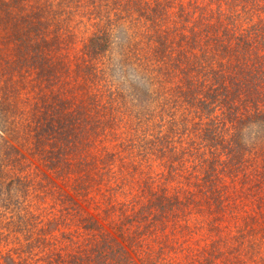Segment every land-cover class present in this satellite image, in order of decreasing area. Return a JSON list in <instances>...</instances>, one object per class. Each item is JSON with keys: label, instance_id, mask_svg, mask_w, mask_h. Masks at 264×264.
Listing matches in <instances>:
<instances>
[{"label": "rangeland", "instance_id": "374dc122", "mask_svg": "<svg viewBox=\"0 0 264 264\" xmlns=\"http://www.w3.org/2000/svg\"><path fill=\"white\" fill-rule=\"evenodd\" d=\"M238 1L235 8L221 0L211 5L214 10L221 2L231 9L228 16L239 13L242 30L264 20V0ZM88 2L0 0V103L9 105L0 108V264H113L115 251L128 252L137 261L146 259V264H264V132L257 134L256 116L252 121L247 116L244 128L239 115L234 124L236 115L229 119L218 105L212 104L216 111L211 106L189 109L181 96L167 109H158L155 102L165 98L155 92V76L140 66L152 51L144 50L138 58L133 51L124 53L116 44L121 35L96 60L102 80L92 87L78 72L96 18V13L86 16L93 11ZM38 7L43 14L37 20L31 13ZM111 13L117 24V9ZM120 14L123 23L131 24L126 13ZM23 15L36 23L30 34L45 30L47 61L58 67L54 74H38L42 70L37 66L45 64L46 69L47 61L35 58L28 27L18 25L17 16ZM254 46L262 58L254 53L241 60L242 51L236 60L233 51L217 56L219 49L210 48L216 70L234 76L237 67L239 81L242 73L254 75L241 80L243 88L257 94V108L251 102L243 107L249 114L261 113L264 107V44ZM259 58L263 66L258 72ZM133 87L142 93L135 94ZM61 103L73 114L79 104L91 105L87 113L93 122L80 132L79 144L64 142L60 159L55 154L47 159L43 149L55 152L56 139L48 137L49 144L40 148L35 135L41 133L50 109ZM143 103L149 119L136 113ZM106 106L121 119L108 134L94 126L96 109L105 111ZM23 115L31 117L29 135L25 125L17 129L25 119L20 126L9 125ZM238 128L246 131L238 137L244 162L234 173L226 149L236 146L232 136ZM8 145L19 147L21 154L8 157ZM163 197L164 208L150 203ZM222 198L219 210L216 200ZM85 217L91 219L88 226L99 231L94 243L83 241L89 235ZM141 236L138 247L134 240Z\"/></svg>", "mask_w": 264, "mask_h": 264}, {"label": "trees", "instance_id": "16d2710c", "mask_svg": "<svg viewBox=\"0 0 264 264\" xmlns=\"http://www.w3.org/2000/svg\"><path fill=\"white\" fill-rule=\"evenodd\" d=\"M211 1L213 0H89L88 5L93 7V11L87 12L86 16L96 13V18L95 16L92 17L95 20L92 25L94 32L84 44L83 53L86 56L83 57L81 62L82 65H79L78 72H83L81 76L85 81L91 82L92 87H98L102 79L95 70V67L97 66L96 60L100 57L99 55L102 53L104 54V52L110 49L109 47L113 45L114 38H118L119 35H121L120 41H117L116 44L119 49L123 48L124 53L133 51L136 58H138L144 50L149 49L152 51L150 58L147 59L146 63L140 64V66L155 76L152 78L156 86L154 87L155 92L156 94L161 93V96L165 98L163 100L160 97V102H155L158 103V105H156L158 109H167L171 102L176 103L180 100L181 96L182 99L188 103L189 109L210 108V106H213L212 104H215L216 106L218 105V109L220 108L222 113L228 115L229 119L231 116L236 115L233 123L237 124L240 119L239 123H243L244 128H247L244 122L245 120L248 124L246 119L247 116L251 121L252 118L256 116L254 121L257 128V134H259V132H264V107L262 108L263 112L255 114H249L246 111V108H243L250 102L257 108L258 99L255 98L257 94L255 91H250L249 88H247L248 90L243 88L242 84H246L241 81L244 77L254 75L250 72L242 73L239 81L236 77L239 73L237 67L235 72L232 73L234 76L225 74L221 70H216L214 65L217 62H214L210 55V48H213L214 50L219 49L216 54L217 56L222 55L223 53L221 52L223 51L229 52V54L233 51L232 55L237 57L236 60L240 59L242 51L244 54H242L243 57L241 60H244L246 57H249L250 54L254 53L256 58L260 57L258 47L254 45L257 44L258 46L259 43L264 44V20L262 18L259 19L258 23L254 25L255 28L242 30V24L239 22L241 15L236 13V15L228 16L227 13L231 9L228 10L223 8V4H221L222 2L229 7L235 8L240 4L238 0H221L220 3L218 2V7L214 10L212 9ZM46 2H48V0H46ZM42 9L43 8L38 7L37 12L31 13L33 14L32 16L37 20L40 19V14H43L41 13L43 11ZM114 9H117L119 13L116 16L117 24L114 23V17L111 16V11ZM243 10L245 14H249V10L245 6L243 7ZM123 12L128 15L125 16L126 18L132 19V22H130L131 24H125L122 22L125 18L120 13ZM115 15L116 14L114 13V16ZM226 17L231 21L225 22ZM31 18V16L27 15L17 16V20L19 19L18 25L20 26L21 24L22 27L24 25L28 27L29 32L26 35L29 44L35 47L33 53L36 56L35 58H45L47 61L44 44H48V42L43 39V35H46L45 30L37 28L34 29L36 30L34 34H30V30L33 28V25L36 24L32 22ZM228 23L233 25L232 27H234V29H230ZM236 26L240 28V34L237 32L238 29H236ZM259 31L262 34H259ZM251 34L254 35L251 36ZM69 35L70 34H68V36ZM36 36H38V38H36ZM57 39H59V37L58 35H55L54 41ZM258 40L261 41L258 42ZM24 43L25 39L19 43V45ZM226 43H231L235 48L228 46L229 44L226 45ZM174 53L175 55L173 56ZM145 54L148 55V53ZM260 58L256 59L255 63V71L258 72L263 66V63L257 62L262 60ZM247 59L248 58H246V60ZM151 61H153L152 65H150ZM46 63V69H44L45 64L37 66L42 70L38 72V74H54L52 73V70L58 69L56 66L53 67L52 62L49 60ZM151 66H153L152 69H150ZM228 73H230V70ZM217 87L221 88L224 93L217 92ZM133 88L135 89V94L140 95L142 93V90L138 87ZM244 93L245 98H243ZM174 95H176V97H170ZM218 96H222V98L217 99ZM207 97L212 99H209L210 101L207 102ZM107 102L112 104L111 99H108L106 103ZM6 105V102L0 103L1 111L5 110ZM84 105L85 104H79L77 106V114L66 112L65 109L67 107L63 106L62 103L58 108L55 105L53 106L54 109H50L51 114L45 125L41 128V133L35 135V137L36 140H38L37 142L40 148L48 141V137L51 136L55 138V152H51L52 149L47 150L45 148L43 149V157L51 159V155L55 154L57 155L56 159L59 160L61 144L64 142H68L72 146H76V142L79 144L80 132L85 129L88 122H93L92 116L89 115V112L87 113V109H91V105ZM102 106L103 105H101V108ZM81 108L85 109L86 112H84L83 109L81 110ZM100 109H96L97 116H95L96 120H94V126L97 127H95V131H99L100 129L101 133L108 134L111 132L110 128H114L111 125H113L115 121L119 122L121 119H118V116H115L114 108L112 112L111 108H108L107 106L105 111H101ZM210 109L217 110L215 107ZM136 113L141 117L143 116L147 118L148 112L146 105L143 103ZM238 115L242 118L238 119ZM22 117V119L13 121L9 125L20 126L25 119L27 123L23 122L22 127L17 129L22 131L23 125H25L26 132L29 135L30 130L33 129V127L28 124L31 117L28 115H23ZM226 122L229 123L227 120ZM230 122L232 121L230 120ZM235 130L237 132H233L232 142L236 146L226 149V162L229 161L228 164L234 173H239L241 162H244V155L240 151L242 150V143L239 141L238 137L246 131L241 128ZM44 135H46L45 138ZM87 135V133L81 135V139L85 138ZM1 136L2 135H0V137ZM145 140H147L146 137H144V141ZM151 143H153V141H151ZM47 144L49 143L47 142ZM8 147L10 151L7 152L8 157L14 153L15 155L21 154L19 152V147H16L15 145H8ZM240 152L242 154V159ZM78 185L82 189L84 188V183L80 182ZM165 202L166 200L163 197L158 202L153 199L150 203H156L160 205L161 208H164L166 207V205H164ZM223 204V198L219 202L216 200V208L219 210L222 209ZM215 212L219 213L218 210ZM87 218L88 217H85L83 219V225L84 228L87 229L85 231L89 232L90 237L87 235L84 237L83 241L84 243H94V238H97L99 231H96L94 227L88 226V222L91 219ZM215 218L219 219V217ZM248 233L249 231L247 234ZM141 238L142 236L137 237L136 241L134 240V243H136L138 247L142 244L143 239ZM114 256L115 258L112 260L113 264H146L147 262L146 259L139 261L133 259L128 252L119 253L115 251ZM234 264H237V261L234 260Z\"/></svg>", "mask_w": 264, "mask_h": 264}]
</instances>
